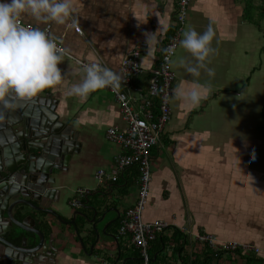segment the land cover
I'll list each match as a JSON object with an SVG mask.
<instances>
[{
  "label": "crops",
  "instance_id": "obj_1",
  "mask_svg": "<svg viewBox=\"0 0 264 264\" xmlns=\"http://www.w3.org/2000/svg\"><path fill=\"white\" fill-rule=\"evenodd\" d=\"M72 4L75 12L64 24L47 23L51 36L63 37L70 56L62 54L59 67L64 77L45 91L58 100L63 119L78 131L81 149L56 184L63 190L61 197L69 198L73 211L57 204L56 215H45L47 225L37 219L35 226L48 242L55 239L57 247L54 256L41 264H141L139 248L128 234L118 233L121 215L138 199L139 173L129 169L117 182L100 184L96 179V172L111 170L116 155L124 151L106 136L109 127L126 126L119 101L107 88L83 97L70 95L69 90L84 75L77 59L119 71L125 55L155 33L153 51H147L148 45L143 50V71L136 78L146 91L160 48L172 29L177 0H72ZM251 5L260 10L264 0L189 3L184 31L194 27L203 32L210 22L215 28V51L207 61L215 72L210 76L202 69L195 78L212 85L200 104L190 105L172 94L171 118L160 144L151 149L150 191L143 219H163L170 225L151 244L153 264H264V171L242 163L234 173L230 162L236 153L231 146L245 147L244 139L251 137L256 140L251 144H257L264 137L259 134L264 131V18L246 17ZM21 19L37 24L28 14ZM182 58L192 59L179 46L172 63L173 89L178 84L193 86L191 74L179 63ZM80 188L90 192L81 195ZM87 199L88 205H97V218L101 217L98 242L93 231L89 235L82 232L80 240L75 225L60 219L70 221L76 210L92 217V209L84 206ZM72 200L77 204L72 205ZM83 220L76 216L78 223ZM256 224L258 231L254 230ZM207 233L220 242L253 243L261 252L215 250L197 239Z\"/></svg>",
  "mask_w": 264,
  "mask_h": 264
},
{
  "label": "water",
  "instance_id": "obj_2",
  "mask_svg": "<svg viewBox=\"0 0 264 264\" xmlns=\"http://www.w3.org/2000/svg\"><path fill=\"white\" fill-rule=\"evenodd\" d=\"M58 100L43 90L31 99L16 100L13 109L0 105V262L2 264H41L54 256L57 247L37 228V219L47 224L46 213L57 214L62 189L57 182L69 170L81 149L78 131L63 119ZM76 210L70 221L83 241L94 232L100 239L96 204ZM84 217L78 223L76 216Z\"/></svg>",
  "mask_w": 264,
  "mask_h": 264
},
{
  "label": "clouds",
  "instance_id": "obj_3",
  "mask_svg": "<svg viewBox=\"0 0 264 264\" xmlns=\"http://www.w3.org/2000/svg\"><path fill=\"white\" fill-rule=\"evenodd\" d=\"M74 12L72 0H0V105L13 109L16 100L31 99L63 79L59 67L63 61L62 51L46 27L39 24L46 25L50 21L64 24ZM24 14L33 17L37 24H22L20 20ZM215 36L212 22L203 32L190 27L182 33L179 44L192 59L182 58L179 63L191 74L193 86L178 84L172 92L177 100L195 106L212 89L211 83L201 84L195 78L201 75L202 69L210 76L214 75L215 69L209 67L207 61L215 51L212 46ZM155 41V33L148 34L149 53L153 51ZM163 51L167 54L166 61L175 62L174 45ZM83 72L81 81L69 90L70 95L83 97L97 89H119L124 80L123 69L118 71L100 63L84 64Z\"/></svg>",
  "mask_w": 264,
  "mask_h": 264
},
{
  "label": "built area",
  "instance_id": "obj_4",
  "mask_svg": "<svg viewBox=\"0 0 264 264\" xmlns=\"http://www.w3.org/2000/svg\"><path fill=\"white\" fill-rule=\"evenodd\" d=\"M190 1L177 0L172 29L160 48L156 66L150 74L147 90L142 91L136 83V78L143 71L140 56L148 45L145 41L134 47L122 60L121 69L124 70L122 88L112 89L106 87L116 95L123 119L126 122V126L123 128L109 127L106 136L109 140L119 144L124 151L116 155L111 170L99 169L96 172V179L100 184L106 181L117 182L131 166L137 165L139 173L137 180L139 185L138 199L133 206L128 207L121 215L118 233L130 236L132 244L138 247L141 252L142 264H153L150 255L151 244L160 233L170 226L163 219L145 221L143 211L147 205L150 191L151 149L160 144L163 130L171 118L170 101L175 73L172 63L165 60L167 54L163 49L174 45L176 54L187 22ZM20 22L26 26H33V24L24 22L22 19ZM40 27H46L50 34V24ZM51 38L55 40L62 54L69 55L65 49L63 37L51 36ZM77 60L82 65L87 64L83 60ZM78 192L81 195H86L90 190L80 188ZM71 203L72 205L77 204L73 200ZM197 239L215 250L233 253L261 252L260 247L255 246L253 243H242L236 240L220 242L214 235L208 233L197 235Z\"/></svg>",
  "mask_w": 264,
  "mask_h": 264
},
{
  "label": "rangeland",
  "instance_id": "obj_5",
  "mask_svg": "<svg viewBox=\"0 0 264 264\" xmlns=\"http://www.w3.org/2000/svg\"><path fill=\"white\" fill-rule=\"evenodd\" d=\"M248 17L258 21L259 18L261 17V20L264 18V7L260 10L255 9L253 5H251L248 9ZM263 17V18H262ZM185 28V27H184ZM184 31V30H183ZM183 33V32H182ZM182 38V36H181ZM257 129L255 130V132ZM259 134H264L263 130L259 131ZM256 142L255 138H246L244 139L245 147L244 146H239L235 145L234 147L231 146V148L234 150L233 156L230 159V162L232 163L233 167V172H237L236 170L238 164H246V166L251 167L252 169L258 168V171H264V137H262V141L257 143V144H251V141ZM244 156V158H243ZM251 169V172L253 171ZM232 176V175H231ZM233 177V176H232ZM234 184V183H233ZM233 186V185H231ZM70 198L74 196L73 193H70ZM69 198H66L61 204V207H64L67 211L72 210V206L68 201ZM73 211V210H72ZM255 231L260 230V226L256 224L254 227Z\"/></svg>",
  "mask_w": 264,
  "mask_h": 264
},
{
  "label": "trees",
  "instance_id": "obj_6",
  "mask_svg": "<svg viewBox=\"0 0 264 264\" xmlns=\"http://www.w3.org/2000/svg\"><path fill=\"white\" fill-rule=\"evenodd\" d=\"M250 1H251V3H252L253 0H250ZM247 13H248V11L246 12V17H248ZM149 78H150V76H149ZM149 78H148V81H149ZM148 83H149V82H148ZM129 169H134V170L138 173L137 165H133V166H131ZM129 169H128V170H129ZM128 170H127V171H128ZM127 171H126V172H127ZM126 172H125V173H126ZM125 173H124V174H125ZM124 174H123V175H124ZM119 179H120V178H119ZM119 179H118V180H119ZM44 224H46V223H44ZM46 225H47V224H46ZM46 225H45V226H46ZM151 260H153L152 257H151ZM142 263H143V262H142V258H141V264H142Z\"/></svg>",
  "mask_w": 264,
  "mask_h": 264
}]
</instances>
